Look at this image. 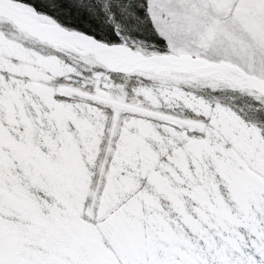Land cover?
<instances>
[{
    "label": "snow or ice",
    "instance_id": "obj_1",
    "mask_svg": "<svg viewBox=\"0 0 264 264\" xmlns=\"http://www.w3.org/2000/svg\"><path fill=\"white\" fill-rule=\"evenodd\" d=\"M0 264H264V0H0Z\"/></svg>",
    "mask_w": 264,
    "mask_h": 264
}]
</instances>
